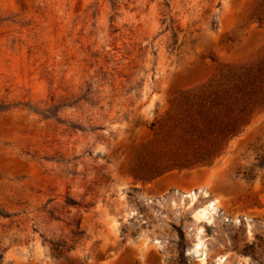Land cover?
I'll return each instance as SVG.
<instances>
[{
  "label": "rangeland",
  "instance_id": "1",
  "mask_svg": "<svg viewBox=\"0 0 264 264\" xmlns=\"http://www.w3.org/2000/svg\"><path fill=\"white\" fill-rule=\"evenodd\" d=\"M263 66L264 0H0V264H264V103L152 168Z\"/></svg>",
  "mask_w": 264,
  "mask_h": 264
},
{
  "label": "trees",
  "instance_id": "2",
  "mask_svg": "<svg viewBox=\"0 0 264 264\" xmlns=\"http://www.w3.org/2000/svg\"><path fill=\"white\" fill-rule=\"evenodd\" d=\"M210 94V101L192 102L182 111L179 121L168 128L163 146L165 163L154 165V171L192 165L215 155L238 132L251 109L264 103V66ZM262 164L264 155L259 158V166Z\"/></svg>",
  "mask_w": 264,
  "mask_h": 264
},
{
  "label": "bare ground",
  "instance_id": "3",
  "mask_svg": "<svg viewBox=\"0 0 264 264\" xmlns=\"http://www.w3.org/2000/svg\"><path fill=\"white\" fill-rule=\"evenodd\" d=\"M209 205L211 206L212 204H209ZM210 206H209V207H210ZM213 206H214V205H213Z\"/></svg>",
  "mask_w": 264,
  "mask_h": 264
}]
</instances>
